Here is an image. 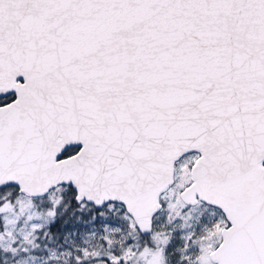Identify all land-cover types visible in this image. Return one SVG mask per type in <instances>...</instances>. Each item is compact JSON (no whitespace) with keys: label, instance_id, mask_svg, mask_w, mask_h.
<instances>
[{"label":"snow or ice","instance_id":"6c2138e0","mask_svg":"<svg viewBox=\"0 0 264 264\" xmlns=\"http://www.w3.org/2000/svg\"><path fill=\"white\" fill-rule=\"evenodd\" d=\"M0 264H264V0H0Z\"/></svg>","mask_w":264,"mask_h":264}]
</instances>
